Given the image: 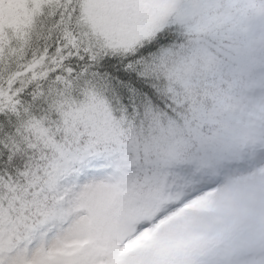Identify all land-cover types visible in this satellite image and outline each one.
<instances>
[{
	"label": "snow or ice",
	"instance_id": "1",
	"mask_svg": "<svg viewBox=\"0 0 264 264\" xmlns=\"http://www.w3.org/2000/svg\"><path fill=\"white\" fill-rule=\"evenodd\" d=\"M0 264H264V0H0Z\"/></svg>",
	"mask_w": 264,
	"mask_h": 264
}]
</instances>
